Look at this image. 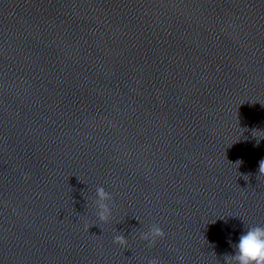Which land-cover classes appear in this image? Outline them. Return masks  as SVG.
Returning <instances> with one entry per match:
<instances>
[{
	"label": "water",
	"instance_id": "1",
	"mask_svg": "<svg viewBox=\"0 0 264 264\" xmlns=\"http://www.w3.org/2000/svg\"><path fill=\"white\" fill-rule=\"evenodd\" d=\"M261 159L264 0H0V264H225Z\"/></svg>",
	"mask_w": 264,
	"mask_h": 264
},
{
	"label": "clouds",
	"instance_id": "2",
	"mask_svg": "<svg viewBox=\"0 0 264 264\" xmlns=\"http://www.w3.org/2000/svg\"><path fill=\"white\" fill-rule=\"evenodd\" d=\"M259 172H264V159L259 161ZM96 199L93 201L96 215L101 221H107L111 216V209L108 201L111 199L102 186L96 188ZM164 232L158 225H152L147 232L141 233V239L147 241L150 245L156 238L163 237ZM114 242L121 245L126 243L124 235L114 237ZM233 248L232 254H225V264H264V226L252 225L245 227L240 232L238 240L233 242L229 239ZM148 264H160L157 258L149 260Z\"/></svg>",
	"mask_w": 264,
	"mask_h": 264
}]
</instances>
